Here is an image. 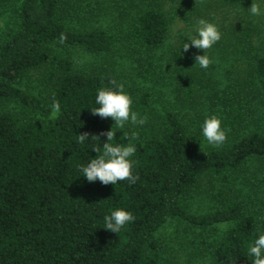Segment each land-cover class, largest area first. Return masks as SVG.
<instances>
[{"label":"trees","instance_id":"obj_1","mask_svg":"<svg viewBox=\"0 0 264 264\" xmlns=\"http://www.w3.org/2000/svg\"><path fill=\"white\" fill-rule=\"evenodd\" d=\"M249 1L222 0L231 6ZM0 3L13 5L17 23L0 36V264H166L161 243L153 236L174 217L203 227L232 222L213 247L214 262L253 264L247 250L264 231L254 203L236 196L234 189L245 167L255 160L264 162V130L201 150L176 110H166L153 123L151 103L156 92L145 87L134 108L139 117L147 118L146 123H126L111 141L127 145L125 137L138 134L131 141L136 152L129 159L139 179L135 184L89 182L80 168L102 154L106 136L100 134L114 124L111 118L93 115L91 108L98 107L99 89L122 84L118 75L111 67L86 69L76 66L70 56L58 55L52 60L56 72L50 76L56 84L49 99L18 84L47 63L52 46L108 53L116 35L102 27L72 26L65 16L69 0ZM169 29V17L161 6L143 7L131 18L127 37L139 52L140 73L148 80L158 72L152 51L166 41ZM61 34L66 36L63 44ZM252 69L253 83L264 95V47L257 50ZM192 94L189 87L187 95ZM54 101L60 104L58 118L43 122L34 117H49ZM213 115L226 134L247 119L242 103L227 98L216 104ZM84 132L90 137L81 144L78 135ZM92 135H100V140ZM205 177L214 181L215 196L222 204L197 215L181 199ZM117 208L131 212L135 220L116 234L103 227L104 216Z\"/></svg>","mask_w":264,"mask_h":264},{"label":"rangeland","instance_id":"obj_2","mask_svg":"<svg viewBox=\"0 0 264 264\" xmlns=\"http://www.w3.org/2000/svg\"><path fill=\"white\" fill-rule=\"evenodd\" d=\"M70 10L65 16L76 28L102 27L115 33L117 41L111 52L96 54L80 47L52 46L51 56L42 67L31 70L19 82V87L43 99H49L56 82L50 75L56 72L54 56H70L76 66L86 69L111 67L118 75L123 90L132 99V111L137 94L145 87L155 91L151 103L153 123L166 110H176L188 124L192 135L202 150L213 147L202 135V124L216 106L227 98L240 101L247 119L238 128L227 133L222 146L239 140L251 131L264 130V95L253 83L252 68L257 50L264 47V15L253 16L250 0L244 5H226L222 0H69ZM264 10V0H256ZM161 6L170 20L166 41L152 53L158 66L157 75L148 80L140 73L141 61L127 37L133 14L143 7ZM205 19L217 25L221 39L207 51L211 60L208 68L194 65V56L203 50L183 48L188 37L195 35V24ZM17 26L13 5L0 3V36ZM246 35H250L247 37ZM54 75V74H53ZM239 90L236 92L235 87ZM192 88V96L188 89ZM40 121L49 117L36 114ZM157 124V123H156ZM234 194L254 206L259 213L264 231V162L255 160L239 173ZM183 205L200 215L222 204L215 196V183L203 178L182 197ZM224 225L226 227H221ZM232 222L209 227L192 224L182 218H170L154 234L162 246L166 264H215L213 247Z\"/></svg>","mask_w":264,"mask_h":264},{"label":"clouds","instance_id":"obj_3","mask_svg":"<svg viewBox=\"0 0 264 264\" xmlns=\"http://www.w3.org/2000/svg\"><path fill=\"white\" fill-rule=\"evenodd\" d=\"M253 16L264 15L261 5L253 0L248 9ZM188 42H184L183 50L187 52L190 47L203 50V55L196 54L194 56L195 63L200 68H208L211 60L207 55V51L212 48L221 39V32L216 24L209 22L203 18L196 21L195 35L187 36ZM66 36L61 34L59 43L63 44ZM116 84L115 80L110 81ZM95 104L98 107L91 108L93 115H99L103 118H111L114 121L112 127L100 135L106 136V142L103 143V152L96 155L95 158L80 168L82 176L86 177L89 182L99 180L103 185H116L120 181L127 180L129 184H135L139 179L138 174H133V161L129 158L136 152L135 144L131 141L138 139V134L132 132L125 139L129 141L127 145L113 144L111 141L116 138L117 129H123L126 123L132 125H143L146 123V117H139L132 111V99L124 92L123 85H119L116 89L102 88L99 89L95 98ZM60 104L54 101L52 104L49 119H56L60 114ZM37 119H41L39 116ZM115 125V128L113 127ZM100 135H92L91 137L100 140ZM202 135L208 145L213 147L222 146L227 140L225 130L221 127V120L215 115L206 117L202 124ZM89 133H79L78 142L84 143L89 138ZM96 153L100 152V148L91 147ZM202 150V149H201ZM206 154V153H205ZM135 220V216L129 211L117 208L110 215L104 216V227L114 233L120 230L128 223ZM221 227H226L221 225ZM252 259L253 264H264V234L259 235L254 243L249 246L246 254Z\"/></svg>","mask_w":264,"mask_h":264}]
</instances>
